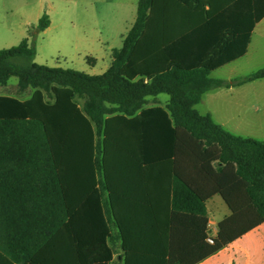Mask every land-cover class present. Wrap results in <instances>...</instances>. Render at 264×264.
<instances>
[{
    "label": "trees",
    "instance_id": "1",
    "mask_svg": "<svg viewBox=\"0 0 264 264\" xmlns=\"http://www.w3.org/2000/svg\"><path fill=\"white\" fill-rule=\"evenodd\" d=\"M263 18L264 0H139L101 75L36 63L29 38L0 50V85L17 77L21 91L33 90L27 99L0 95V264H112L116 241L125 264H197L263 223L264 142L196 109L207 91L264 79V67L211 77L247 54ZM50 24L44 14L34 29ZM161 94L166 106L145 107ZM187 163L200 177L184 174ZM214 195L232 215L189 261L172 254L166 226L149 238L154 210L122 207L168 196L171 213L200 214L206 229Z\"/></svg>",
    "mask_w": 264,
    "mask_h": 264
},
{
    "label": "rangeland",
    "instance_id": "2",
    "mask_svg": "<svg viewBox=\"0 0 264 264\" xmlns=\"http://www.w3.org/2000/svg\"><path fill=\"white\" fill-rule=\"evenodd\" d=\"M137 4L138 0H0V50L17 46L24 38H29L36 48V63L101 75L111 65L113 49L123 46L136 18ZM41 7L42 15L47 14L51 21L47 31L37 33L36 25L30 26L26 32L6 30L9 24L20 19L23 9L37 11ZM252 52L253 57L239 62L233 70H218L211 77L233 80L257 72L264 67V50L260 54L256 47ZM89 57L96 58L97 62L91 63L94 60ZM242 91L227 93L218 99L205 97L196 109L200 113L209 110L218 115L226 122L227 130L235 135L264 141V97H260L264 92V80L250 83ZM32 94L31 89H19L17 77L0 85L2 96L27 99ZM159 98L148 97L145 107L162 105L169 96L162 94ZM47 99L51 100V97L48 95ZM77 101L83 106V99L77 98ZM253 104L259 109L254 111ZM102 138L100 134L99 142ZM113 246L117 252L121 251L120 241L114 242ZM114 264H120L117 258Z\"/></svg>",
    "mask_w": 264,
    "mask_h": 264
},
{
    "label": "crops",
    "instance_id": "3",
    "mask_svg": "<svg viewBox=\"0 0 264 264\" xmlns=\"http://www.w3.org/2000/svg\"><path fill=\"white\" fill-rule=\"evenodd\" d=\"M22 1H25V0H22ZM137 7H138V4H137ZM11 13L12 15H15L13 10L11 11ZM21 13L22 14L20 16V19L17 22H12L11 24L7 26L6 30H8V32H14L17 30H21L20 32L22 31L26 32V30L30 26L37 25L39 19L43 16L42 7L38 9L37 11H33V10L29 11L27 9H23ZM136 15H137V11H136ZM134 22L132 23V25L134 24ZM49 27L45 31H47ZM256 47H258L260 54L263 53V50H264V18L261 19L254 28L252 39H251L247 54L244 57L232 63H229L218 70H222V69L233 70V68L236 67V65H238L239 62L250 59L249 57H251L254 54V52L252 51H255ZM112 54H113V51H112ZM91 58L94 60V62H91V63L95 64L97 62V59L93 57H89L88 59H91ZM112 60H113V57H112ZM218 70L213 71L211 73V76L213 73H215ZM263 80L264 79L256 80V82L263 81ZM226 81H230V80H226ZM254 82L255 81L249 82V83H246L238 87L218 88V89L207 91L206 93H204L202 100L198 105L202 103L205 97L213 96L214 98L218 99V98H222L224 94H227V93H231V94L237 93V92L242 93L244 92L242 90L246 86ZM239 89H242L241 90L242 92ZM159 96H157L158 99H160ZM260 97L261 98L264 97L263 91L261 92ZM168 102H169V99L165 101L164 104H162V106H166ZM198 105H196V107ZM261 106L262 105H260V107ZM252 108L254 111L259 109L258 107L255 108L254 104L252 105ZM201 114L203 115L210 114L216 124L220 125L225 130H227L226 122L223 119H221L218 115H214L209 110ZM236 136L242 137L241 135H236ZM243 138H250V137H243ZM261 142H264V141H261ZM184 160L186 162H190L191 158H188L185 156ZM187 164L188 166L183 164V167H184L183 171L185 172L184 174L187 177H200L199 175L201 174L199 172H196L192 164L191 163L190 164L187 163ZM141 191L142 190H140V188L135 187L134 190H132V193H134L135 195H139L143 193ZM181 204L183 206L193 205L190 202H186V201H183ZM205 206L207 210V217L209 220L208 228L206 229H205V218L200 216V214L191 215L190 213H184V212H178L175 214L171 213L172 202L169 201L168 196H165V197L158 196V197H155L154 200L150 202L135 201L133 203L130 202L129 204L127 203L122 204L123 208H132L133 210H143V208H148V207L154 210L153 213H151L150 215V221H149L150 222V235H149L150 237L149 238L153 240V239H160V237H163L162 236L163 234L161 233L159 234L158 232V228H159L158 225L166 226V239L167 241L171 239V242L173 243V245L171 246L172 254L175 256L176 255L185 256L188 261L190 259L201 256L202 252L205 250L207 246L208 238H212L213 240L218 239L219 223L232 215V210L230 209L229 205L226 203V201L223 199L221 195H214L212 198L206 201ZM244 208L245 209L249 208L247 203ZM161 210H168L166 211V217L162 216L163 213ZM134 214L135 216H133V220L137 224H140V222L142 221L141 215H138V213L136 212ZM143 236L145 237V235ZM116 258L119 260L120 264H125V257H124L123 251H119L115 255L114 261ZM114 261L112 264H114ZM197 264H264V222L258 225L257 227H255L254 229L248 231L247 233H245L238 239L224 245V247L221 250H219L217 253L207 257L206 259H203Z\"/></svg>",
    "mask_w": 264,
    "mask_h": 264
},
{
    "label": "built area",
    "instance_id": "4",
    "mask_svg": "<svg viewBox=\"0 0 264 264\" xmlns=\"http://www.w3.org/2000/svg\"><path fill=\"white\" fill-rule=\"evenodd\" d=\"M208 242H209L210 244H214V240H213L212 238H208Z\"/></svg>",
    "mask_w": 264,
    "mask_h": 264
}]
</instances>
